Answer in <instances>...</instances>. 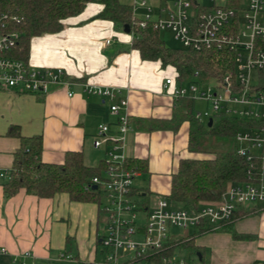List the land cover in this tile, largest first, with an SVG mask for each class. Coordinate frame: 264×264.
I'll return each mask as SVG.
<instances>
[{
  "label": "crops",
  "instance_id": "1",
  "mask_svg": "<svg viewBox=\"0 0 264 264\" xmlns=\"http://www.w3.org/2000/svg\"><path fill=\"white\" fill-rule=\"evenodd\" d=\"M100 10V5L90 3L81 15L65 21L61 33L34 37L30 42L28 63L36 68L64 69L73 83V97L60 87L46 95L0 89V264H81L102 259L104 253L100 244L104 220L96 203L75 202L65 193L38 198L25 189L5 195L4 184L20 147L18 138L8 136L10 128L16 127L25 137L41 135L45 163L60 164L66 152L81 151L85 165L98 167L104 151L93 146L97 129L107 123L115 130L110 105L127 99L131 130L126 154L145 164L141 178L145 181L146 175V185L140 188L148 198H167L171 174L181 158L190 156L188 123L174 132H148L140 123L172 118L178 102L162 86L175 76V69L169 66L172 72L165 74L159 62L142 60L132 47V33L110 21L93 19ZM86 84L114 89L117 97L112 101L87 94ZM246 209L253 214L233 224L242 238L230 232L194 237L201 248V264H208L210 245L217 249L209 264H264V204ZM67 255L74 260L65 259Z\"/></svg>",
  "mask_w": 264,
  "mask_h": 264
},
{
  "label": "built area",
  "instance_id": "2",
  "mask_svg": "<svg viewBox=\"0 0 264 264\" xmlns=\"http://www.w3.org/2000/svg\"><path fill=\"white\" fill-rule=\"evenodd\" d=\"M158 0L157 8L151 0H134L132 19L139 29L153 25L159 31H171L185 49L203 52H224L232 56L234 69L209 81L182 84L175 77L163 83V91L174 100L188 98L201 101L205 110L195 112L199 122L218 115L240 118L246 127L236 135L237 153L247 161L259 160V174L255 183L230 187L221 200L202 206L195 213L181 208L166 197L154 203L138 185L141 171L132 167L126 154V141L131 130L128 100L118 99L109 112L116 119V129L110 124L99 125L93 142L95 149H103L101 174L91 179L88 187L99 191L104 233L100 238L103 257L81 264H198L192 259L178 257L171 249L172 239H181L173 228L187 230L209 226L216 231L229 222L240 207L264 204V0ZM135 7L146 11L140 19ZM156 9L155 17L152 12ZM18 17L0 14V89L19 93L46 95L54 87L67 90L73 97V83L62 68H36L13 57L19 34L11 31L9 23ZM108 40L106 44H109ZM256 80L258 85L252 81ZM85 92L114 101L117 92L108 87L85 85ZM3 176V175H1ZM171 249V255L164 254ZM1 249V253H5ZM67 260H74L67 255Z\"/></svg>",
  "mask_w": 264,
  "mask_h": 264
},
{
  "label": "trees",
  "instance_id": "3",
  "mask_svg": "<svg viewBox=\"0 0 264 264\" xmlns=\"http://www.w3.org/2000/svg\"><path fill=\"white\" fill-rule=\"evenodd\" d=\"M90 3L101 6L93 19L110 21L124 28L129 26L133 35L132 47L139 52L141 59L159 62L163 68L173 67V77L182 84L198 80L209 81L234 69L232 56L224 52L199 53L188 49L168 48L159 37L160 31L153 25L139 29L132 19L131 6L121 3L120 0H0V14L18 17L17 21L9 23L11 31L19 34V40L12 52L13 57L28 63L32 38L61 33L65 21L81 15ZM260 80L261 85L258 88L264 91V76ZM177 102L178 107L170 120L149 119L140 120V123L145 125L148 132H174L183 123H188L190 156L181 158L176 171L171 174L167 198L195 213L202 206L218 203L230 187L255 183L260 163L257 158L250 162L237 153L236 135L246 127L245 120L218 115L212 125L208 126V122H199L195 118V101L180 98ZM8 136L18 138L20 147L14 153L9 178L4 184L6 196H12L20 189H25L38 198H53L57 194L65 193L72 201L94 202L100 208L102 198L99 191L88 187L91 179L101 174L102 163L98 167L85 165L81 151L66 152L60 164L45 163L41 158V135L25 137L16 127H12ZM220 143H230L231 150H221L217 147ZM130 164L142 172L145 171V164L141 161L130 159ZM145 194L148 197V193ZM250 211L246 207H240L229 222L249 214ZM220 230L225 229L221 227L216 231L221 232ZM209 231V226L202 225L194 229L193 235L172 239L171 249L177 245L186 250V259L189 260L190 256H197L201 252L200 246L194 243V237ZM226 231L236 238H242V235H237L234 231L233 224L228 225ZM171 249L164 254L171 255Z\"/></svg>",
  "mask_w": 264,
  "mask_h": 264
},
{
  "label": "rangeland",
  "instance_id": "4",
  "mask_svg": "<svg viewBox=\"0 0 264 264\" xmlns=\"http://www.w3.org/2000/svg\"><path fill=\"white\" fill-rule=\"evenodd\" d=\"M123 1H125L126 3H129L132 6L134 0H123ZM151 2H152V5H154L157 8V6H158V0H151ZM167 2H168V7L171 8L172 7V3H171L172 1L171 0H167ZM145 14H146V11L145 10H143V9H141L139 7H135L134 15H135L136 18L140 19ZM155 14H156V9H154V11L152 12V16L155 17ZM159 37L165 43V45L168 48H170L172 50H176V49L185 50V48L183 47V45L178 40L175 39V36H174V34L171 31H169V30H162L159 33ZM160 71H163V72H165V74H167V73L172 72V69H171V67H167V68L164 69V68H162L160 66ZM252 83L254 85H258V83H256V80H254V79H253ZM194 108H195L194 109V112H202V111L205 110L206 107H205L204 102L195 101ZM205 123H207V121H205ZM217 147L221 148V150L228 151V150H231L232 145L230 143H220V144L217 145ZM144 178H145V181H144L143 178H141V179L138 180V185H140V186H142L143 184L146 185V179H147L146 178V175H145ZM141 181H143V183ZM104 198L105 197H102V202L103 203H106L107 201ZM156 198H158V197H153L152 196L149 199H150L151 203H154V201H156ZM159 198H161V197H159ZM172 207L174 209H181V208H183L181 205H179L177 203H174L172 205ZM253 212L254 211H250L251 215L253 214ZM250 213L249 214H246V215H242L240 218H244V217L250 216ZM240 218H237V220L240 219ZM237 220H232L231 222L226 223L224 226H222V229H225V230L224 231L220 230V231L221 232H227L226 230H227L228 225L234 224ZM217 232L218 231H209V232L204 233V234L217 233ZM103 233H104V230L101 229V234H103ZM172 233L175 234V235L180 236V238H181V237H185L188 234L189 235H193L194 234V229L192 227L189 228V229H187V230H182V229H179V228H173L172 229ZM201 235H203V234H201ZM186 243H187V241H186ZM225 247H227L226 244H225ZM214 248H215V251H216L217 245H213V246L210 245V246L207 247L206 263H208V264L210 263L212 254H214V252H213V249ZM175 255L178 256V257H187L188 256V252L186 250H184V249L176 248L175 249ZM190 258L192 260H194L196 263L201 264L198 256L192 255V256H190Z\"/></svg>",
  "mask_w": 264,
  "mask_h": 264
},
{
  "label": "water",
  "instance_id": "5",
  "mask_svg": "<svg viewBox=\"0 0 264 264\" xmlns=\"http://www.w3.org/2000/svg\"><path fill=\"white\" fill-rule=\"evenodd\" d=\"M125 29H126L128 32H130V28H129V26H125ZM212 123H213V120L210 119V120L208 121V126H211ZM93 189L96 190L97 187H96V186H93ZM197 256H198L199 259H201V255H200V253H198Z\"/></svg>",
  "mask_w": 264,
  "mask_h": 264
}]
</instances>
